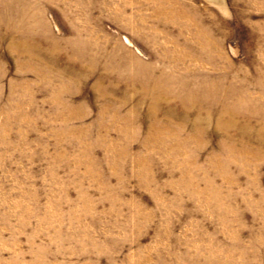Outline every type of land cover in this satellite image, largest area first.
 <instances>
[{
    "label": "rangeland",
    "instance_id": "1",
    "mask_svg": "<svg viewBox=\"0 0 264 264\" xmlns=\"http://www.w3.org/2000/svg\"><path fill=\"white\" fill-rule=\"evenodd\" d=\"M0 264H264V0H0Z\"/></svg>",
    "mask_w": 264,
    "mask_h": 264
},
{
    "label": "bare ground",
    "instance_id": "2",
    "mask_svg": "<svg viewBox=\"0 0 264 264\" xmlns=\"http://www.w3.org/2000/svg\"><path fill=\"white\" fill-rule=\"evenodd\" d=\"M2 4H4V2H2ZM8 5V4H7ZM166 13V12H165ZM183 14V13H182ZM13 15H11L10 17H12ZM156 82L158 81V80H155ZM157 84V83H156ZM164 98V97H163Z\"/></svg>",
    "mask_w": 264,
    "mask_h": 264
}]
</instances>
